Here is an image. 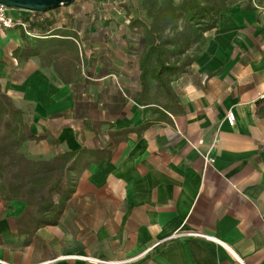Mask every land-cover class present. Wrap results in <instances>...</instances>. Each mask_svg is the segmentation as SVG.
<instances>
[{
    "label": "crops",
    "instance_id": "0c3cea01",
    "mask_svg": "<svg viewBox=\"0 0 264 264\" xmlns=\"http://www.w3.org/2000/svg\"><path fill=\"white\" fill-rule=\"evenodd\" d=\"M81 5L34 13L36 37L0 29V85L31 108L29 134L44 137L23 145L26 156L50 159L59 143L109 150L111 159L69 172L55 196H69L59 224L29 244L16 225L26 204L0 198V264H264L263 8L224 13L197 60L172 81L179 102L144 105L145 45L119 69L118 60L95 58L118 46L103 43L109 29L101 23L74 29ZM63 30L78 34L88 64L68 85L54 65L15 56Z\"/></svg>",
    "mask_w": 264,
    "mask_h": 264
},
{
    "label": "trees",
    "instance_id": "16d2710c",
    "mask_svg": "<svg viewBox=\"0 0 264 264\" xmlns=\"http://www.w3.org/2000/svg\"><path fill=\"white\" fill-rule=\"evenodd\" d=\"M172 7L173 4H170L166 11L151 14L153 22L148 27L139 19L132 21V26L145 28V50L140 59L141 101L144 105L157 102L158 93H163L169 102H179L173 92L172 81L183 75L197 60L206 43V34L220 26L224 13L229 10L227 0H187L183 5L186 18L180 39L170 40L165 37V27L170 22L167 19L176 17ZM246 9L256 8L247 6ZM161 13L165 15L162 18ZM51 36L34 40L27 49L16 51L15 56L21 60L38 57L42 65H54L63 83L80 82L82 67L87 68L88 64L79 45L78 34L66 32ZM194 47H199L198 52L191 55ZM150 79L155 81L154 93H150L153 90ZM29 112L31 108L24 110L18 107L0 85V198L26 204L24 212L16 220L19 234L28 236L26 244L41 228L59 224L69 196L59 202L55 196L69 172L78 167L81 173L93 163L111 159L109 150L73 152L61 148L59 143L56 144L55 156L50 159L27 157L21 152L23 145L28 141L44 139L43 136L29 134ZM151 124L148 122L143 128ZM134 131L127 130L125 133Z\"/></svg>",
    "mask_w": 264,
    "mask_h": 264
},
{
    "label": "rangeland",
    "instance_id": "374dc122",
    "mask_svg": "<svg viewBox=\"0 0 264 264\" xmlns=\"http://www.w3.org/2000/svg\"><path fill=\"white\" fill-rule=\"evenodd\" d=\"M187 0H78L82 5L77 19L73 20V27L75 30L81 29L85 31L88 24L101 23L102 26H107L108 34L104 35L103 43L110 45L112 48L118 46L115 51H111L110 47L103 49L100 53H96L94 56L97 58L99 55L101 59H110L117 61L114 64V68H122L127 56L131 55L133 51L137 52L142 50L144 46L145 28L137 27V30H133L131 27L132 21L139 19L144 26H150L153 22L151 14H157L173 4V10L175 12V18H169L170 22L166 25L165 37L170 40L180 39V31L184 27L185 12L183 5ZM229 10L235 8L246 9L247 6L259 7L264 9V0H227ZM165 16L161 13V18ZM166 20V21H167ZM73 29V28H72ZM65 33H76L73 30L59 31ZM34 40V38H33ZM199 47H194L190 52L191 55H196ZM114 53V54H113ZM86 70V69H85ZM150 86L154 87L155 81L149 80ZM154 93V89L152 90ZM157 101H166L165 97L160 93L158 94ZM28 152V151H27ZM26 155V154H25ZM28 157V156H27ZM32 157V156H31ZM36 159V158H34ZM71 256V255H70Z\"/></svg>",
    "mask_w": 264,
    "mask_h": 264
},
{
    "label": "built area",
    "instance_id": "2783aa9c",
    "mask_svg": "<svg viewBox=\"0 0 264 264\" xmlns=\"http://www.w3.org/2000/svg\"><path fill=\"white\" fill-rule=\"evenodd\" d=\"M13 12H23L25 16L17 15L14 16ZM34 13L19 11L14 9H9L5 6L0 5V29L2 30H15L17 28H21L25 34L28 36H35L34 32L31 30V25L33 20L30 18ZM264 14V9H263ZM264 98V95H261ZM236 121L235 114L233 112H229L227 115V122L229 125L233 126ZM187 236H201L197 234H188Z\"/></svg>",
    "mask_w": 264,
    "mask_h": 264
},
{
    "label": "water",
    "instance_id": "95a60500",
    "mask_svg": "<svg viewBox=\"0 0 264 264\" xmlns=\"http://www.w3.org/2000/svg\"><path fill=\"white\" fill-rule=\"evenodd\" d=\"M76 0H0V5L9 9L44 14Z\"/></svg>",
    "mask_w": 264,
    "mask_h": 264
},
{
    "label": "bare ground",
    "instance_id": "6f19581e",
    "mask_svg": "<svg viewBox=\"0 0 264 264\" xmlns=\"http://www.w3.org/2000/svg\"><path fill=\"white\" fill-rule=\"evenodd\" d=\"M75 258H82V257L77 256V257H75Z\"/></svg>",
    "mask_w": 264,
    "mask_h": 264
}]
</instances>
